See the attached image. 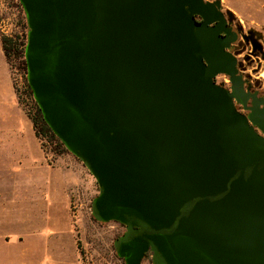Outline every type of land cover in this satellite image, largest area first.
<instances>
[{"label": "water", "instance_id": "1", "mask_svg": "<svg viewBox=\"0 0 264 264\" xmlns=\"http://www.w3.org/2000/svg\"><path fill=\"white\" fill-rule=\"evenodd\" d=\"M20 2L34 98L98 182L93 217L126 227L124 263L264 264V98L221 0Z\"/></svg>", "mask_w": 264, "mask_h": 264}, {"label": "rangeland", "instance_id": "2", "mask_svg": "<svg viewBox=\"0 0 264 264\" xmlns=\"http://www.w3.org/2000/svg\"><path fill=\"white\" fill-rule=\"evenodd\" d=\"M222 7L230 10L246 28L258 30L264 41V0H221ZM27 22L24 9L19 5V0H0V35L21 34L27 32L25 27ZM28 24V23H27ZM249 70L248 76L253 79V83L264 92V58H251L244 62ZM15 88L19 95L25 86V75L22 71L12 70ZM222 78V77H220ZM22 108L27 110L32 107V100L26 95L21 96ZM41 147L50 157L49 161H55L60 165L66 176V196H67V218L64 214L57 213L55 228L58 235H53L49 243L56 246V255L65 257V264H125L115 252L114 242L121 236L126 227L118 221L102 223L92 215V201L99 193V185L93 174L85 164L71 152L53 154L51 145L46 139L39 138ZM35 136L30 150L36 161L35 185H45L49 180L47 168L38 170L40 159L43 157L42 150ZM61 171V172H62ZM48 176V178H47ZM9 177V178H8ZM27 175L15 178L4 176L1 178L0 188L16 189L20 185L21 195L29 188L31 182ZM32 180V179H31ZM13 184V188L11 187ZM20 210L7 212L3 215V222L0 227L3 230L21 229L22 227L36 228V230H53L49 227L48 221L44 220L43 211H27V204L22 203ZM29 220V222H28ZM43 243V242H41ZM142 264H152V254L147 253Z\"/></svg>", "mask_w": 264, "mask_h": 264}, {"label": "crops", "instance_id": "3", "mask_svg": "<svg viewBox=\"0 0 264 264\" xmlns=\"http://www.w3.org/2000/svg\"><path fill=\"white\" fill-rule=\"evenodd\" d=\"M35 136L33 121L20 104L0 35V183L4 176L15 178L17 182L18 177L25 175L31 182L22 195L18 184L15 190L2 191L0 188V223L3 222L4 214L20 210L22 203L27 204V211H43L44 220L48 221L51 228L57 213L64 214L65 220L67 218L65 173L55 161H49L50 156L41 147L37 136L43 153L38 170L47 168L49 180L46 179L43 186L35 185L33 180L36 161L30 145ZM11 187L13 188V184ZM52 229L40 231L33 227H22L3 230L0 227V264H65V257L57 256L54 252L56 246L49 243L53 235L59 234V231H55L57 229Z\"/></svg>", "mask_w": 264, "mask_h": 264}, {"label": "flooded vegetation", "instance_id": "4", "mask_svg": "<svg viewBox=\"0 0 264 264\" xmlns=\"http://www.w3.org/2000/svg\"><path fill=\"white\" fill-rule=\"evenodd\" d=\"M212 1L215 0H206ZM224 13V17L226 19L225 28L231 32L230 38L233 37L234 33H236V37L233 41H231V46L229 51L232 52L237 58V68L238 74L243 76L245 81L244 87L248 93H257L258 99L264 98V92L261 90L259 86L253 83V79L248 76L249 70L244 65V62L250 60L251 58H258L261 61V58H264V41L262 34L253 28H246L240 20L236 18L234 15L228 14V10H225L223 7L219 8ZM197 21H203L202 16L196 15ZM215 23H213L214 25ZM223 36H228L225 32L222 33ZM222 77V78H220ZM216 82L229 90H232V82L231 78L227 74H218L215 78ZM235 105L237 109L245 114L249 115L251 113V106H253V98L250 97L247 101V107L244 104L234 99ZM263 107V104H261ZM255 128L262 133V131L255 126Z\"/></svg>", "mask_w": 264, "mask_h": 264}, {"label": "trees", "instance_id": "5", "mask_svg": "<svg viewBox=\"0 0 264 264\" xmlns=\"http://www.w3.org/2000/svg\"><path fill=\"white\" fill-rule=\"evenodd\" d=\"M19 5L23 8L20 0ZM25 27L29 31V26L27 22L25 23ZM28 31L22 32L21 34H2V44L4 53L6 55L7 61L12 70L17 69L24 73L25 75V86L21 95L18 93V89L16 88L19 101H22L21 96L24 94L27 97H30L32 100V107L27 110L28 116L33 121L36 136L40 138L42 141L46 139L48 143L51 145V152L53 154H61L66 151L70 152L61 139L55 134L50 125L46 122L43 112L34 98L33 91L28 82L27 78V61L25 57V49L27 45L28 39ZM147 257V254H146ZM122 259V258H121Z\"/></svg>", "mask_w": 264, "mask_h": 264}]
</instances>
